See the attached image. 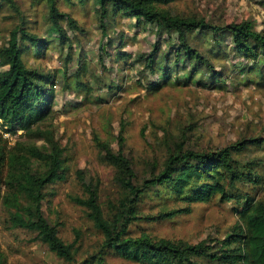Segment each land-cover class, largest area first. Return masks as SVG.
<instances>
[{"label": "rangeland", "instance_id": "1", "mask_svg": "<svg viewBox=\"0 0 264 264\" xmlns=\"http://www.w3.org/2000/svg\"><path fill=\"white\" fill-rule=\"evenodd\" d=\"M11 1L14 6L9 0H0V48L7 45L16 27L24 25L47 42L41 50L27 44L31 48L24 57L28 67L45 72L64 70L67 55L72 58L69 75L77 73L81 65H88L83 81L92 91L81 96L64 93L58 82L55 117L45 125L55 130L56 140L64 150L67 173L63 181L47 187L44 214L66 244H75L76 264H97L91 257L100 252L104 241L87 210L71 200L85 197L77 172L82 171L87 180L99 182V202L106 218L112 217V205L123 196L115 181V169L102 159L96 136L110 142L117 152L121 149L119 137L123 135V150L139 183L151 173L161 172L171 152L179 146L208 153L255 140L245 152L235 156L237 172L243 176L237 199L188 205L165 198V191L159 195L149 193L142 202L140 219L130 228L133 238L147 235L184 245L206 243L219 252L223 247L221 241L232 234L238 222L236 209L242 208L245 198L264 202V51L258 50L262 61L257 63L235 52L229 34H188L190 46L209 60L215 70L197 67L189 80L193 62L184 57V49L177 57L179 36L160 32L155 24L119 14L103 37L94 0H56L58 11L69 14L79 26V30H71L62 23L73 44L66 45L61 52L52 31L50 1ZM158 10L183 18L204 19L219 27L251 21L256 31L264 35V0H172L159 4ZM153 55L149 67L147 60ZM180 57L184 60L177 63ZM168 67L170 77L164 75ZM153 85L161 87L153 91ZM18 141L28 140L18 132L9 143L14 145ZM29 143L43 145L38 141ZM248 173L262 183H248ZM178 208H189L190 213L167 220L156 218L161 212ZM0 248L5 255L4 264H67L38 241L34 233L12 228L2 203ZM105 258L107 264H142L112 252H106ZM199 263L220 264L211 259H200Z\"/></svg>", "mask_w": 264, "mask_h": 264}, {"label": "trees", "instance_id": "2", "mask_svg": "<svg viewBox=\"0 0 264 264\" xmlns=\"http://www.w3.org/2000/svg\"><path fill=\"white\" fill-rule=\"evenodd\" d=\"M49 1L52 31L57 35L56 40L60 42L63 52L66 45L73 44V40L68 37L62 23L65 22L71 30H79V26L69 14L58 11L56 0ZM94 1L98 7L103 37L107 36L108 25L119 14L138 22L155 24L160 32L177 34L180 41L177 57L184 49L187 51L184 57L193 62L187 76L189 80L195 75L197 67L213 69V64L188 43V34L194 32L213 37L229 34L235 52L257 63L262 61L257 52L264 51V35L256 31L251 21L219 27L208 24L204 19L183 18L158 10L159 4L172 0ZM9 3L14 4L11 0ZM27 44L32 49L41 50L47 42L22 25L11 32L7 45L0 48V119L10 134L9 138L0 134V203L8 211L12 228L34 233L36 239L60 260L76 264L78 250L75 244H66L60 238L57 227L50 224L44 214L47 187L63 181L67 173L64 150L56 140L55 130L45 125L55 117L58 82H61L64 93L81 96L84 92L92 91V87L83 81L88 65H81L77 73L69 75L68 64L72 58L67 55L64 70L45 72L30 68L24 58L31 49ZM184 57L178 58L177 63H182ZM153 61L154 55L147 60V66L152 67ZM169 69H165V76L170 77ZM152 87L153 91H158L161 85ZM18 132H22L28 141L10 145V138ZM30 141L43 142V145L30 144ZM254 141L244 140L208 153L184 150V146H179L171 152L161 172L151 173L139 183L132 163L124 153L123 135L119 137L121 149L117 152L110 142L96 136L95 142L102 159L115 169V181L122 189L123 196L117 204L112 205V217L106 218L99 202V182L87 180L82 171L77 172L85 197H73L71 200L87 210L88 218L104 237L100 252L91 259L96 260L97 264H107L106 252H112L142 264H200V259H211L220 264H264V202L250 196L241 203L242 208L236 209L238 222L232 234L221 241L223 247L219 252H214L206 243L184 245L147 235L130 237V228L140 219L142 202L149 193L159 195L165 191V198L188 205L208 204L215 199L221 203L237 199L238 185L243 176L237 172L235 156L245 152ZM245 179L255 185L262 183L251 173ZM188 213L189 208H178L161 212L156 218L167 220ZM4 263L5 255L0 248V264Z\"/></svg>", "mask_w": 264, "mask_h": 264}, {"label": "built area", "instance_id": "3", "mask_svg": "<svg viewBox=\"0 0 264 264\" xmlns=\"http://www.w3.org/2000/svg\"><path fill=\"white\" fill-rule=\"evenodd\" d=\"M0 134H2L5 138H9L10 134L7 132V128L2 126V120L0 119Z\"/></svg>", "mask_w": 264, "mask_h": 264}]
</instances>
